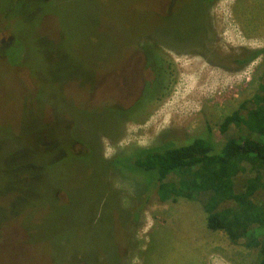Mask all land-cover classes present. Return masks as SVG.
I'll use <instances>...</instances> for the list:
<instances>
[{"label": "rangeland", "instance_id": "rangeland-1", "mask_svg": "<svg viewBox=\"0 0 264 264\" xmlns=\"http://www.w3.org/2000/svg\"><path fill=\"white\" fill-rule=\"evenodd\" d=\"M172 1L48 0L42 7L40 0H0V40L11 35L20 54L18 59L9 53L18 65L0 58V147L6 150L0 188L16 177V167L31 169L35 161L29 187L39 195L31 192L29 200L15 203L12 190L0 194V264L254 263L257 249L245 239L233 243L226 233L207 228L206 195L161 201L156 191L141 190L139 175L95 160L50 166L53 156L68 150L65 136L46 158L32 150L44 141L41 124H51L50 106L55 108L59 97L84 106L76 70L92 68L102 75L123 62L129 69L142 51L154 53L159 65L143 66L146 78L130 85L121 80L120 89L106 93L129 107L138 95L137 81H151L154 88L136 108L116 119L110 131L104 107L77 118L74 137L94 136L103 160L184 140L206 124L217 142L248 132L232 124L222 134L220 125L235 112L245 118L253 104L263 102L264 55L246 65L234 60L264 49V0H217L196 15L193 0H178L174 19L180 25L159 19L175 9ZM203 23L206 34L192 41ZM70 150L76 154L81 148ZM243 168L235 178L238 191L258 174L252 165ZM255 200H264V189Z\"/></svg>", "mask_w": 264, "mask_h": 264}, {"label": "trees", "instance_id": "trees-1", "mask_svg": "<svg viewBox=\"0 0 264 264\" xmlns=\"http://www.w3.org/2000/svg\"><path fill=\"white\" fill-rule=\"evenodd\" d=\"M56 1L59 0H50V4ZM175 1V9L173 10L172 8L173 11L169 15L166 14L159 18L163 23L173 21V23L180 25L179 20L174 19L179 10V1ZM216 1L193 0V15L202 13V7L208 8ZM45 2L43 3L42 1L41 3L40 0L42 7L47 4ZM173 3L174 0L172 5ZM185 8L186 5L182 11ZM204 23L201 26L202 34L192 37V41L197 42L203 37L204 32L206 34ZM16 42L10 35L2 50L0 40V56H4V59H1L9 63L10 66L11 64L18 65L20 62L18 60V62H13L9 57V53H12L14 54L12 57L16 55L20 59ZM260 55H264V49L246 51L236 57L234 61L239 65H246ZM146 56L148 58L147 65L153 67V65L157 64L158 60L156 61L157 58H155L154 53L152 56L150 52H147ZM262 78L261 88L264 90V71ZM146 90L144 95L151 90L148 82ZM97 97L99 99L100 96ZM262 99V103L256 102L253 104V108L245 118L235 112L224 118L220 125L222 134L227 133L229 126L232 124L236 126L243 125L248 130L245 135L230 137L224 142H217L212 128L206 124L200 134L187 136L188 138L184 140L170 139L159 145L138 148L127 157L106 161L98 153L99 148L97 141L93 138L94 136L91 135L83 139L74 137V134L77 133V118L81 114L86 115L84 112L88 110L85 109L83 112L80 105L70 106L69 102L64 103L65 100L59 97L57 106L55 108L50 106V111H52L50 114L51 124H41L43 135L40 134V142L44 141L32 150L41 151V154L44 152L42 156L46 158L49 156V151L52 147L61 146L59 145V140L65 136L63 141L70 148H81V150L75 154L68 147L69 152L67 150L59 153L58 156H53L50 166L58 165V163L67 164L70 161L76 164L80 161L95 160V162L97 161L103 165L114 167L120 172L125 171L139 175L142 178L141 190L146 192V194L156 191L161 201H166L172 196L174 198L182 197L187 200H193L197 196L206 195L207 199L204 209L207 213V228L211 231L226 233L229 240L233 243L238 242L240 239H245L249 248L257 249V257L253 264H264V200L259 202L255 200L257 193L264 189V98ZM94 106H96L95 110L104 107L107 111H111V114L108 112L110 116L106 130H112L114 127L113 125L110 127V121L112 116L115 117L118 114L119 108L114 107L112 101H97ZM71 115L74 116L73 121L76 119L73 132L68 124L70 121H67L68 116ZM121 115L122 113H119L118 117ZM40 120L41 118H39ZM54 126L61 127L60 131L56 130ZM95 132L101 133L104 131L98 132L97 130ZM63 150H65L64 147ZM4 151L6 150L0 147V157L3 156ZM36 164L37 162L34 161L30 165L32 166L31 169ZM244 164L252 165L253 168L258 170V174L246 180L244 190L238 191L235 187V178L244 170ZM23 168L19 167L17 170L16 167V177L6 180L5 189L0 188V194L3 195L12 190L11 194L14 196L15 203L29 200L28 197L31 192L37 193L36 190L33 191L34 189L31 186L29 187L30 181H32L29 180L30 176L32 174L35 175L36 172ZM54 195L53 193L52 198L56 200ZM35 197H39L38 193ZM11 206L13 209V204ZM14 208H16L15 204ZM1 212L0 210V214H2Z\"/></svg>", "mask_w": 264, "mask_h": 264}, {"label": "flooded vegetation", "instance_id": "flooded-vegetation-1", "mask_svg": "<svg viewBox=\"0 0 264 264\" xmlns=\"http://www.w3.org/2000/svg\"><path fill=\"white\" fill-rule=\"evenodd\" d=\"M172 6V4H170V7ZM169 12H171V10H169ZM169 15V14H168ZM6 40L2 39L1 40V48L2 50L4 49ZM10 42V41H8ZM147 52L150 51H142L140 53L137 54L136 57H138L135 61V64H131L129 69L125 68L124 63L121 64L119 66V68H117L116 70H111L108 72H105L104 74H99L97 71L93 70L92 68H87L85 70L84 73H79L76 70V78H81V85L80 87L86 92V102L84 104V106L80 107L81 110L84 112L85 109L89 110H95L96 106H94V103L98 102H108V101H112L114 103V107L119 108L118 109V114L114 116H112V120L110 121V127L113 125V127H115L116 125V119L118 120L119 117V113H122V116H124L127 113H130L132 109L136 108V104L139 102V98H141V96L143 95V93H145L146 90V85L147 82L149 83V88H154L152 86L151 81L149 82L147 79H144L145 81L143 82L141 80L137 81V85H138V90L136 92H138V95L135 97V99L131 102V104H129V107H125L126 105H124L123 103H121V101L119 100L118 97L112 96H106V93H109L111 89H120L121 86H119V88L117 87V83H120L121 80H124L128 85H130L133 81L137 80V78L139 77V79L141 78H146L142 76L141 73V69L143 68V66L145 67L147 65ZM3 54H5L2 51ZM153 56V53L150 52ZM0 58L4 59V56H0ZM151 58V57H150ZM124 66V67H123ZM143 70V69H142ZM113 77V78H112ZM126 89V87H124ZM129 88V87H128ZM120 93L118 92V95ZM100 96L99 99H97ZM121 103V104H120ZM92 105V107H91ZM122 105V106H119ZM57 106V105H56ZM91 107V108H90ZM115 108V109H117ZM109 112V111H108ZM111 114V113H110ZM109 114V116H110ZM114 115V114H112ZM111 118V117H110ZM70 128L71 125L73 124V122H69L68 123ZM109 127V128H110ZM54 128H56V126H54Z\"/></svg>", "mask_w": 264, "mask_h": 264}]
</instances>
